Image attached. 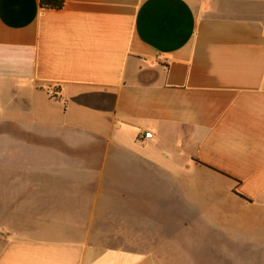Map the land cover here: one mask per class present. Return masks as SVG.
Listing matches in <instances>:
<instances>
[{"label": "crops", "instance_id": "crops-1", "mask_svg": "<svg viewBox=\"0 0 264 264\" xmlns=\"http://www.w3.org/2000/svg\"><path fill=\"white\" fill-rule=\"evenodd\" d=\"M62 1L0 0V264H176L199 202L264 213V7ZM77 202L151 242L79 239Z\"/></svg>", "mask_w": 264, "mask_h": 264}, {"label": "rangeland", "instance_id": "rangeland-1", "mask_svg": "<svg viewBox=\"0 0 264 264\" xmlns=\"http://www.w3.org/2000/svg\"><path fill=\"white\" fill-rule=\"evenodd\" d=\"M211 1L214 9L226 16H250L254 11L261 13L264 7V0ZM75 203L72 202L73 215ZM199 204L208 226L206 233H216V238L205 237L200 244L196 242L195 247L189 251L191 254L176 255V264H264V213L242 211L232 202ZM77 207L81 240L124 248L140 245L144 241L151 242L135 239V233L125 224L105 221L101 207L95 221L90 214V202H77ZM152 242L157 244L159 241Z\"/></svg>", "mask_w": 264, "mask_h": 264}, {"label": "trees", "instance_id": "trees-1", "mask_svg": "<svg viewBox=\"0 0 264 264\" xmlns=\"http://www.w3.org/2000/svg\"><path fill=\"white\" fill-rule=\"evenodd\" d=\"M40 6L42 8H49V9H61L63 6L62 0H40Z\"/></svg>", "mask_w": 264, "mask_h": 264}, {"label": "built area", "instance_id": "built-area-1", "mask_svg": "<svg viewBox=\"0 0 264 264\" xmlns=\"http://www.w3.org/2000/svg\"><path fill=\"white\" fill-rule=\"evenodd\" d=\"M48 95L50 97L54 98L57 94H56L55 90L50 89V90H48ZM150 137H151V133L150 132H145L144 135H143L144 139H148Z\"/></svg>", "mask_w": 264, "mask_h": 264}]
</instances>
